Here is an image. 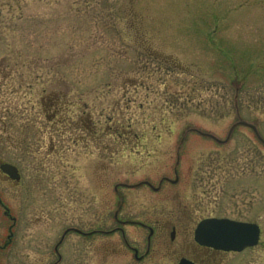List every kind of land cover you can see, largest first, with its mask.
<instances>
[{
    "label": "rangeland",
    "instance_id": "obj_1",
    "mask_svg": "<svg viewBox=\"0 0 264 264\" xmlns=\"http://www.w3.org/2000/svg\"><path fill=\"white\" fill-rule=\"evenodd\" d=\"M236 111L264 137V0H0V164L21 176H0V264H119L117 233L55 250L118 225L117 184L177 170L117 188L116 219L146 221L198 210L204 167L261 179L250 129L189 131L223 140Z\"/></svg>",
    "mask_w": 264,
    "mask_h": 264
},
{
    "label": "flooded vegetation",
    "instance_id": "obj_2",
    "mask_svg": "<svg viewBox=\"0 0 264 264\" xmlns=\"http://www.w3.org/2000/svg\"><path fill=\"white\" fill-rule=\"evenodd\" d=\"M262 146L264 148V145ZM205 168L202 171L205 176L198 178L202 185L198 210L193 208V204L188 206L181 203L177 209L166 214L159 211L158 215L154 214V217L147 218L146 221L117 220L114 215L118 225L112 229L89 232L76 229L78 231L73 232L83 237L98 234L106 238L117 233L120 240L114 244L113 251L109 254L118 255L119 264H264V173L261 179L252 174L239 177L237 170L231 171L232 176H229L228 172L224 171L227 166L220 164L215 170L211 167L213 172L219 174L218 177H212L206 176ZM232 168L237 169L235 165ZM173 173V178L162 177L156 186L145 181L149 184L138 187L160 191L164 183H167L173 190L180 185L177 170L174 169ZM0 176L5 182L13 183L1 169ZM193 179L197 180L195 177H185V181ZM133 185L136 184L120 187L132 189L133 187L129 186ZM169 187L166 189H170ZM182 188L184 190V187ZM256 197L258 200L255 203ZM210 220L236 223L233 227L240 232L234 236L228 232L223 234L221 225H215L213 228V225H208L205 231L210 229V234H206L201 242L196 241L195 231L199 223ZM129 228L135 230L130 232ZM211 234L216 240L211 239ZM233 237V248H224L221 241L219 242L223 238L233 240ZM108 243L110 241H107ZM7 246L8 244H4L3 248ZM57 256L60 260L58 253Z\"/></svg>",
    "mask_w": 264,
    "mask_h": 264
},
{
    "label": "water",
    "instance_id": "obj_3",
    "mask_svg": "<svg viewBox=\"0 0 264 264\" xmlns=\"http://www.w3.org/2000/svg\"><path fill=\"white\" fill-rule=\"evenodd\" d=\"M238 126H243V127H247V128H250L254 134V136L256 137V139L264 145V139L262 138V136L260 135V133L258 132V129L257 127L251 123V122H248L244 119H242L240 117V115L238 114V112L236 111V121L234 124L231 125V127L229 128L228 132H227V135L225 137V139H219L217 136L213 135L212 133H209V132H202L200 130H197V129H190L189 131L191 132H195L197 134H199L200 136L202 137H205V138H209L211 140H213L214 142H216L217 144L219 145H224L226 144L231 136H232V133L234 131V129ZM178 163V162H177ZM0 169L1 171L6 174L11 180L15 181V182H18L20 180V174H19V171L18 169L12 165V164H9V163H1L0 164ZM142 184H149L148 182H140L136 185H133V186H129V187H138ZM118 186H127V184L125 183H121V184H117L115 186V191H117V187ZM118 194V197H119V201H120V204L117 208V211L115 212V216L117 215V212L118 210L121 208V196L119 193ZM236 223H233V222H230V221H227V220H210V221H206V222H200L196 231H195V240L198 241V242H201L202 239H204V236L207 234H210V229H208L207 231H205V227H207L208 225H213L212 228L215 226V225H221L223 227V234H225L226 232H228L229 234H232L233 236L235 235V233L237 232H240L239 229H236L235 227H233ZM68 231H78L74 228L72 229H68L66 230L61 239L59 240V242L56 244L55 246V249L57 250V247L62 243L63 239H64V236L66 235V233ZM212 237L211 239L212 240H216L213 236V234H211ZM210 238V236L208 237ZM221 241L222 243V246L224 248H233L234 244H235V240H234V237H233V240L232 239H225L223 238V240H219V242Z\"/></svg>",
    "mask_w": 264,
    "mask_h": 264
}]
</instances>
